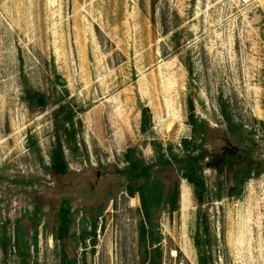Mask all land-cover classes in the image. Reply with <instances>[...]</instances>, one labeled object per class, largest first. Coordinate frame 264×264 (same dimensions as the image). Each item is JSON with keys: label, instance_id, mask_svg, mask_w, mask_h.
<instances>
[{"label": "rangeland", "instance_id": "obj_1", "mask_svg": "<svg viewBox=\"0 0 264 264\" xmlns=\"http://www.w3.org/2000/svg\"><path fill=\"white\" fill-rule=\"evenodd\" d=\"M190 99L207 127L208 198L200 208L183 181L179 211L158 214L162 264H202L201 253L207 264H264V0H0V264H25L24 245L29 264H61L66 203L77 264H145L140 198L117 171L129 149L153 161V140L180 150ZM58 136L66 177L50 169ZM226 140L256 151L236 162L251 172L240 198L228 196L234 171L211 159ZM92 219L96 236L82 243ZM19 228L28 237L14 248Z\"/></svg>", "mask_w": 264, "mask_h": 264}, {"label": "trees", "instance_id": "obj_2", "mask_svg": "<svg viewBox=\"0 0 264 264\" xmlns=\"http://www.w3.org/2000/svg\"><path fill=\"white\" fill-rule=\"evenodd\" d=\"M38 96L29 93L28 99L31 103H34ZM189 110V122L193 133L191 138H186L182 141L180 150H175L172 146L166 148L159 141L153 140L151 143L155 153L153 161L147 162L137 149H129L125 155L126 167L117 171L124 179L123 188L126 194L130 197L139 196L140 198L139 243L145 254V264H162L163 255L160 248L161 235L158 231L160 227L158 214L163 209L167 210L170 215L179 211L183 181H186L192 188L194 199L200 208H203L207 203L208 190L203 165L205 156L203 138L207 133V127L198 120L195 106L191 99L189 101ZM223 114L227 121L232 124L231 116L225 111ZM141 117L142 133L151 134L153 127L151 110L143 106L141 108ZM233 127L232 132L234 133L242 129L239 125H233ZM238 159H241V157L238 158L232 155L221 166V169L230 167L234 171L233 186L228 195L230 198H240L242 196L244 185L251 174L248 170H237L235 168ZM50 169L57 177H66L70 174V167L61 136H58L57 144L51 153ZM70 209V203L64 204L60 217L69 218ZM58 223L57 221L56 224ZM65 223L68 227L69 221L65 220ZM67 227L62 226L61 229L64 228L66 230ZM21 229L19 228L17 231V243L14 248H21V243L23 244L26 240V233ZM10 241V238L7 239V232L5 231L3 242L7 245ZM196 245L201 253L200 244ZM201 259L202 264H207V258L202 253Z\"/></svg>", "mask_w": 264, "mask_h": 264}, {"label": "flooded vegetation", "instance_id": "obj_3", "mask_svg": "<svg viewBox=\"0 0 264 264\" xmlns=\"http://www.w3.org/2000/svg\"><path fill=\"white\" fill-rule=\"evenodd\" d=\"M228 142H230L229 140H226V146L225 148H223V152L221 155H216V154H212L211 155V159L212 160H216L217 165L219 166V168H221L222 164L224 163V161L226 159H229L232 155H234L235 157H242V154H245L247 156V162H250L249 160H251V157L256 153V151L254 150L252 153L249 152H245L239 149L238 147H235L231 144L230 142V146L228 145ZM238 148L239 150L236 151L235 149ZM211 165V164H209ZM207 165V166H209ZM60 212H62V208H60L57 211L56 214V222L58 221L59 225L56 224V228H57V241L62 245L63 250L61 251V264H77L76 259L73 257H70L68 254V251H66L65 249H67L68 246H70L71 244H75L77 242H75V237L73 235V233L71 232V229L73 227L74 224V220H75V213L73 211V208L70 209V216L69 218H62L60 217ZM65 220L69 221L68 223V227L66 226L67 224L65 223ZM92 225L90 229H85V232L82 234L81 237V242L85 243L87 239L93 240V238L96 236V230H97V222L92 219L91 221ZM67 227V232H65L66 230L63 228L61 229V227ZM28 237V234H26V238ZM36 242V241H35ZM24 257H25V264H29V259H30V252H31V247L29 245H24Z\"/></svg>", "mask_w": 264, "mask_h": 264}, {"label": "water", "instance_id": "obj_4", "mask_svg": "<svg viewBox=\"0 0 264 264\" xmlns=\"http://www.w3.org/2000/svg\"><path fill=\"white\" fill-rule=\"evenodd\" d=\"M41 102H42V100L41 99H39V104L41 105ZM228 145L230 146L231 144H230V142H228ZM236 151H238L239 149L238 148H236L235 149Z\"/></svg>", "mask_w": 264, "mask_h": 264}]
</instances>
